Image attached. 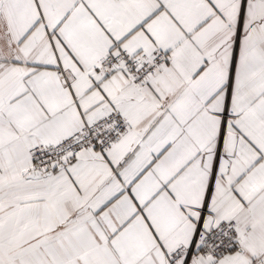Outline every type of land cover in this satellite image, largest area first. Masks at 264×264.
Segmentation results:
<instances>
[{
    "label": "snow or ice",
    "instance_id": "snow-or-ice-1",
    "mask_svg": "<svg viewBox=\"0 0 264 264\" xmlns=\"http://www.w3.org/2000/svg\"><path fill=\"white\" fill-rule=\"evenodd\" d=\"M0 264H264V0H0Z\"/></svg>",
    "mask_w": 264,
    "mask_h": 264
}]
</instances>
